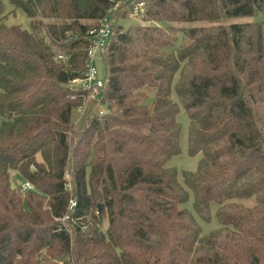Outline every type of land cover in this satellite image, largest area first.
Listing matches in <instances>:
<instances>
[{"label":"trees","instance_id":"16d2710c","mask_svg":"<svg viewBox=\"0 0 264 264\" xmlns=\"http://www.w3.org/2000/svg\"><path fill=\"white\" fill-rule=\"evenodd\" d=\"M143 1V23L176 26L125 30L128 10L112 15L91 100L71 81L113 1L11 0L24 29L2 24L0 0V264H264V38L232 22L264 0ZM173 86L201 155L183 183L167 166ZM212 204L219 227L203 233Z\"/></svg>","mask_w":264,"mask_h":264},{"label":"rangeland","instance_id":"374dc122","mask_svg":"<svg viewBox=\"0 0 264 264\" xmlns=\"http://www.w3.org/2000/svg\"><path fill=\"white\" fill-rule=\"evenodd\" d=\"M5 9V17L3 19L2 24L5 26H12V25H19L24 29H30L31 19L27 17V15L22 11L15 9L12 5L11 0H1ZM232 22H257L260 23L262 26L263 31V38H264V13H259L251 18H240V19H234ZM116 24L122 25V27L126 30L131 26H137V25H156L160 27H169V26H176L173 23H143L142 20L138 17L129 16L128 18L122 20V21H116ZM198 26L204 25L203 23H198ZM182 43V39H179L178 46ZM94 66L96 67L99 77L101 79H104L106 76V65L102 58V54L100 52L97 53L95 60H94ZM179 77V74L175 77V82L177 81ZM173 84V85H174ZM172 99L178 103L179 105V111L177 113L176 119L177 122L180 125V133H179V147L180 152L173 156L167 163L168 167H173L176 169L178 173V181L180 183H183V177L182 173L184 171H195L198 167L199 161H200V154L199 155H191L189 153V117L186 113V110L182 104L179 103L178 97L176 95L174 86L172 89ZM15 175V174H14ZM21 179L16 176L15 177V184L20 183ZM193 195L190 193L188 201L185 203V207L191 211L194 212L193 209ZM247 206H253L255 204V199L251 198L245 201ZM216 205L212 204L210 207L211 217L210 220L205 222L203 220L198 219L199 225L202 229L203 233H207L211 230H214L219 227V222L216 217Z\"/></svg>","mask_w":264,"mask_h":264},{"label":"built area","instance_id":"2783aa9c","mask_svg":"<svg viewBox=\"0 0 264 264\" xmlns=\"http://www.w3.org/2000/svg\"><path fill=\"white\" fill-rule=\"evenodd\" d=\"M114 3L113 8L109 11V14L103 18L101 24L92 28L88 32V38L90 41V47L88 49L87 56V68L83 76L71 81V84L80 86L84 90L89 92L91 100H97L100 97L101 91L104 86V79L99 77V73L94 66V60L98 52L102 54L106 43L112 33V15L114 16L119 9L123 6L128 10V15L141 18L145 12V2L143 0H111ZM127 6V7H125ZM100 114L103 115L104 111L100 110ZM21 192L33 189L30 182H22ZM76 207L74 200L70 201L69 211L72 212ZM68 218V217H66Z\"/></svg>","mask_w":264,"mask_h":264}]
</instances>
